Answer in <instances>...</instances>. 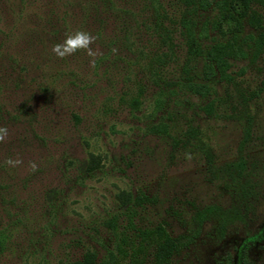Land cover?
<instances>
[{
	"label": "rangeland",
	"instance_id": "1",
	"mask_svg": "<svg viewBox=\"0 0 264 264\" xmlns=\"http://www.w3.org/2000/svg\"><path fill=\"white\" fill-rule=\"evenodd\" d=\"M250 9L254 20L244 21L237 44L247 55L238 52L229 70L247 101V109L241 106L244 118L231 110L241 103L233 85L213 80L216 96L203 99L178 86L167 88V81L147 73L146 78L140 67H132L136 77L128 82L117 78V92L132 90L135 96L140 90L137 111L130 110L128 98L121 102L118 96L116 100L106 95L81 104L82 98L71 96L83 123L76 127L63 122V117L51 116L56 125L51 131L66 130V143L54 152L52 170L36 174L27 167L17 173L18 179L26 175V186L33 193L47 191L52 204L47 215H53L34 231L32 245L0 258L3 264H41V255L66 249L70 256L79 257L80 248L73 247L77 239L96 249L100 259L110 251L116 253V247L130 253L140 240L130 223L138 227L140 222L146 228L160 225L170 239L183 244L173 259L178 264H264V46L253 60V50L243 41L248 35L264 34V0H252ZM214 18L217 12L209 11L199 13L196 20L201 25ZM213 40H223L217 30L210 31L202 43L208 47ZM118 63L125 65L124 60ZM202 65L200 60L191 71L200 82ZM164 76L170 79L171 71ZM99 90L104 91L98 86L95 91ZM158 97L163 108L155 111ZM212 100L214 113L209 115L202 108ZM104 105L107 110L102 112ZM83 138L89 142L87 147ZM27 152L29 156L25 153L20 158L23 165L37 161L38 150ZM89 153L102 158L93 173L85 172ZM68 161L76 168L67 171ZM122 192L130 193L139 204L121 206L116 195ZM206 207L216 211L199 224L197 214ZM223 214L226 224L221 228ZM25 250L27 255L35 253L32 260L23 258ZM147 264H154L151 252Z\"/></svg>",
	"mask_w": 264,
	"mask_h": 264
},
{
	"label": "trees",
	"instance_id": "2",
	"mask_svg": "<svg viewBox=\"0 0 264 264\" xmlns=\"http://www.w3.org/2000/svg\"><path fill=\"white\" fill-rule=\"evenodd\" d=\"M251 1L0 0V127H7L9 132L7 139L0 142V258L11 256L18 247L32 245L30 238L34 231L43 227L44 219L45 225L49 223L48 217L53 215H47V208L52 206L47 191L41 195L33 193L30 185L26 186V175L17 178L18 171L27 169L29 164L24 162V165L11 167L5 161L22 158L28 154V149L29 152L38 150L36 174L52 170L50 163L54 161V152L65 141L66 130L51 131L52 126H56L51 116L63 117V122L68 120V124L76 127L83 123V115L73 105L71 96L82 98L81 104L99 97L107 98L106 95L116 100L118 96L121 102H127L125 98H128L130 110L137 111L142 102L140 90L137 88L135 96L132 90L117 92V80L128 82L136 77L132 67H140L142 74L167 81V88L178 86L203 99L216 96L211 86L213 80L233 85L241 103H236L231 110L234 116L244 118L241 106L247 109V101L229 70L230 60L238 52L241 56L247 55L237 44L244 21L254 20ZM209 11H216L218 18L200 25L196 17ZM78 30L97 37L91 46L97 52L94 65L93 57L85 50L63 59L52 51L55 44L62 43L68 34ZM212 30H217L223 40H213L204 47L202 40H207ZM228 36L231 38L227 39ZM243 41L253 50L252 58L256 60L263 50L264 34H251ZM117 60H124L125 65H119ZM200 60L203 64L201 82L196 80V73H191L193 64ZM181 62L182 67L178 66ZM166 71H171L170 79L164 76ZM98 86L104 91H95ZM155 102L154 110H162V97ZM214 103L215 100L210 101L202 110L212 115ZM82 110L89 113L84 105ZM106 110L104 105L101 111ZM246 119L250 122V118ZM158 129L161 128L152 130ZM248 131L245 130L244 142ZM82 140L87 147L88 140ZM42 151L45 155L40 160ZM101 159L100 155L89 153L85 172L96 171ZM74 167L72 161L65 163L67 171ZM116 200L124 207L139 204L137 198L125 192L116 195ZM215 211L214 207L204 208L197 214L198 223L203 224ZM130 224L140 238L136 249L132 247L130 253L117 251L116 247V253L110 251L100 259L96 249L77 239L73 247L80 248L79 257L70 256L66 249L63 253L41 255V264H147L149 252L154 264H178L173 259L179 255L183 244L170 239L160 225L146 228L141 222L138 227ZM225 224L226 215L221 228ZM24 252L26 261L33 259L35 253Z\"/></svg>",
	"mask_w": 264,
	"mask_h": 264
},
{
	"label": "clouds",
	"instance_id": "3",
	"mask_svg": "<svg viewBox=\"0 0 264 264\" xmlns=\"http://www.w3.org/2000/svg\"><path fill=\"white\" fill-rule=\"evenodd\" d=\"M97 40V37L89 32L78 30L75 33L68 34L62 43H57L53 46V53L59 58L63 59L67 56L75 54L77 51L85 50L89 57H93L91 63L94 65L95 56L97 52L92 49V45ZM116 50L113 49V52ZM9 135L7 127H0V142H4ZM5 163L11 167H18L23 163V160L19 157L13 159L8 158ZM29 167L33 172L38 168L35 161L29 163Z\"/></svg>",
	"mask_w": 264,
	"mask_h": 264
}]
</instances>
